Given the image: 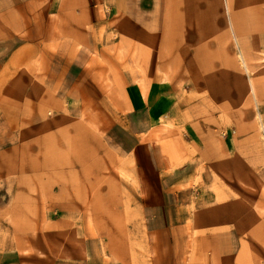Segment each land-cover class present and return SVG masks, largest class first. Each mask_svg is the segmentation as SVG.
<instances>
[{
    "label": "rangeland",
    "instance_id": "1",
    "mask_svg": "<svg viewBox=\"0 0 264 264\" xmlns=\"http://www.w3.org/2000/svg\"><path fill=\"white\" fill-rule=\"evenodd\" d=\"M79 1L0 0V264H221L223 242L230 252V240L221 235L230 231L243 237L244 249L259 246L260 255L249 251L243 264H264L263 244L246 234L251 225L236 228L229 221L238 193L228 188L238 184L243 196L246 186L252 189L245 155H255L254 185L263 182L264 32L243 31L242 43L231 30V0H89L106 14L99 35L97 24L84 26L93 32L89 41L62 27L67 48L55 56L59 47L37 33L58 5L78 10ZM247 3L236 0L235 7L251 14L247 22L264 23L258 1ZM259 4L264 8V0ZM76 51L88 60L73 63ZM134 55L142 62L134 63ZM156 61L179 85L174 108L155 134L173 159L170 168L188 162L202 145L243 157L237 179L221 168L217 207L199 224L171 221L165 209L152 217L150 199L159 193L145 188L137 161L119 142H131L130 135L93 126L105 119L98 100L114 111L121 105L116 73L131 76ZM239 211L245 216L247 208L239 204Z\"/></svg>",
    "mask_w": 264,
    "mask_h": 264
},
{
    "label": "crops",
    "instance_id": "2",
    "mask_svg": "<svg viewBox=\"0 0 264 264\" xmlns=\"http://www.w3.org/2000/svg\"><path fill=\"white\" fill-rule=\"evenodd\" d=\"M235 1L236 0H231L230 6L233 8L231 14V30L235 32L236 37H242L243 40L245 37H248L243 34V31L251 32L256 30V32L259 31V33L264 32V23L251 24L252 22H247L248 16L251 14L239 11V9L235 7ZM242 1H246L248 5L247 2L249 0ZM256 1H258V3H255L254 7L261 8L264 12V8L259 4L261 0ZM63 4L65 3L62 2L61 5ZM78 5L80 6L78 10L58 5L57 8L50 13V15L53 16V20L49 18L47 23L44 24L37 33V38L41 39L42 42L59 47L60 50H56L55 53L57 55L55 56L62 58L63 52L65 53L62 48H67V38L65 37L63 39L61 36L62 27L66 28L65 30L69 33L68 35H74L72 33H76V36H78V34H86L85 36L89 41L91 40L90 36L93 35V32L89 33L90 30H87L84 26L86 25L87 27V24H97L95 30L97 36L99 35V30L102 28L101 24L104 21L103 17L106 16V14H103L102 11L96 13V11L91 8L89 0H80ZM139 10L142 11L141 8H139ZM254 14L259 16L256 9ZM128 15L127 12L123 13V16L127 17ZM235 16H238V20ZM94 17H97L95 19L97 22H94ZM123 21V24L126 25V23H130L131 20L127 18L126 21L125 19ZM112 22L113 20L108 22L107 30L112 29ZM118 24H120L119 21ZM255 25H257V27L253 28ZM118 30H125V27H121ZM57 35H59V41H57L58 45H56ZM260 38H262V36ZM100 39L101 38L97 40L98 44L101 41ZM62 44L65 45L61 47ZM89 44L91 48H94L96 41L92 40ZM77 54L79 58L77 57V61L73 60V63L77 65H80L85 59L88 60L89 58H86L87 53L84 55L76 51L75 55ZM133 62L141 63L142 61L134 55ZM149 63L151 64L152 61ZM168 68L169 67L158 65V61H156L155 65L149 66L148 70L145 71H142L140 67L134 68L132 70L134 75L131 76L128 74V71L122 72L121 74L116 73L118 75L114 77L118 80V89L122 96V100L119 102L121 105L114 111L115 109L109 107L108 104L106 105L104 101L101 102L98 100L95 107L105 112V119L100 121L97 120L95 123L94 119L90 117V121H93L95 123L93 126L103 133L116 136L120 134V132H124L130 135L131 142L127 143L122 140H119V142L122 146L127 147L129 153L132 154L135 161H137L139 165L138 172L140 175L144 176L147 182L144 184L145 188H147L150 193H159V197L156 196L155 200L150 199L149 207L152 210L150 214L152 217H155L153 213L165 209L166 216L171 221H182L183 224L189 225L195 223L199 224L201 221L203 222L205 220L211 210L217 207L214 199L218 198V192L220 191L217 190V187L220 186L222 189V185L217 183L218 179L216 177L222 173L221 168L229 169L231 172L230 175H234L237 179L238 174H242L238 172V161L240 160L241 162L243 157L233 155V152L223 154L216 144L213 147L211 145L207 150L205 149V145H202L196 155L190 156L191 159L188 162L178 163L170 168V165L174 162H171L173 159L170 160L169 157H167L165 143L155 140L156 131L160 126L159 124L163 118L170 115L174 108L175 97L179 89L176 79L171 76ZM58 70L60 71L61 68H58ZM126 79H129V81L125 82ZM98 85L101 90L104 88V86H101L99 83ZM258 88L259 86L257 89ZM262 91H264V84H262ZM103 94H107L106 91H103ZM95 102H92V104ZM123 109H125L124 114L122 113ZM261 127L264 129L263 122ZM250 139L252 140L253 136H250ZM208 142L215 143V140L211 139ZM245 157L246 167L249 168L247 172L248 177L246 179L251 182L252 189L247 186L245 189L242 186L243 192L245 190L248 191L243 196L239 194L236 188L238 184L228 185L231 193H238L236 196H233L235 200L230 204L232 212L234 213V208L236 211L234 214H231L229 221L232 225H236V228L239 222H245L247 225L250 224L251 226H247L249 228H246L247 236L249 238L251 237V241L255 240L264 246V170L261 174L263 182L261 185H254L250 177V172L252 173L254 170L255 155H245ZM262 158L264 160V156ZM195 176H198L200 183L193 187L189 181L194 179ZM230 199H232V196ZM191 203L196 209V212H192L193 216H191L190 210ZM239 204L247 208L245 216H242L243 212L239 211ZM248 208H250L249 214ZM254 208L260 209L257 210L258 215L254 216ZM252 212L253 215H251ZM247 220L249 222H247ZM225 221L219 220V222ZM151 222L154 223L155 220L152 219ZM209 230L210 229L207 230L206 228V231ZM192 232L190 231V233ZM221 238H228L230 240V252H228L227 243H222V250L219 252L221 264H243L246 262L244 257L248 255L249 251H254L256 255H260L259 246L256 248L253 242L248 244V247H246L247 250L244 249L241 244L243 237L237 235L236 231H230L229 234L221 235ZM254 248L257 250H254Z\"/></svg>",
    "mask_w": 264,
    "mask_h": 264
},
{
    "label": "bare ground",
    "instance_id": "3",
    "mask_svg": "<svg viewBox=\"0 0 264 264\" xmlns=\"http://www.w3.org/2000/svg\"><path fill=\"white\" fill-rule=\"evenodd\" d=\"M234 14H236V13H234ZM237 17H238V16H237ZM237 17L235 16V18H237ZM237 20H238V18H237ZM237 20H236V21H237ZM237 26H238V25H237ZM240 28H242V27H240ZM240 28H239V29H240ZM240 32H241V31H240ZM236 33H238V32H236ZM242 35H243V34H242ZM242 35H241V36H242ZM238 36H239V35H238ZM239 38L241 39V41H242V43H243V40H242L243 38H242V37H239ZM241 59H242V56H241ZM243 59H244V58H243ZM243 62H244V61H243ZM244 65H245V67H246L245 62H244ZM251 88H253V84H252V83H251ZM259 116H261V114H260ZM30 223H31V222H30ZM29 225H30V224H29ZM24 229H25V228H24ZM26 229H27V228H26Z\"/></svg>",
    "mask_w": 264,
    "mask_h": 264
}]
</instances>
